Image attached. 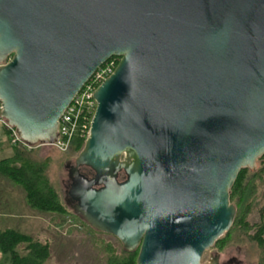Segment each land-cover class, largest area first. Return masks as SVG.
Returning <instances> with one entry per match:
<instances>
[{"label": "water", "instance_id": "95a60500", "mask_svg": "<svg viewBox=\"0 0 264 264\" xmlns=\"http://www.w3.org/2000/svg\"><path fill=\"white\" fill-rule=\"evenodd\" d=\"M114 55L67 165L72 211L136 264H218L202 255L234 220L229 189L264 153V0H0L2 115L52 142Z\"/></svg>", "mask_w": 264, "mask_h": 264}, {"label": "rangeland", "instance_id": "374dc122", "mask_svg": "<svg viewBox=\"0 0 264 264\" xmlns=\"http://www.w3.org/2000/svg\"><path fill=\"white\" fill-rule=\"evenodd\" d=\"M4 137L3 134H0ZM0 146V158L9 154L6 142ZM10 142V141H9ZM37 154L50 157L47 174L58 189L63 203L72 211L65 199L67 183V162L74 160L76 152L60 150L52 145L36 146ZM8 152V153H7ZM256 159L253 167H258ZM255 192L251 211L247 219L256 222L264 216V174L255 180ZM23 192L0 176V227L14 226L31 234L41 241H48L50 255L43 264H105L106 252L103 243L111 242L117 250L122 247L121 241L112 233L91 230L77 214L60 215L52 212L33 210L24 202ZM6 212V216L3 213ZM229 240L218 247L213 244L202 255V261H209L213 252H219L221 259L235 256L240 264H257L259 249L247 235L239 230L230 232Z\"/></svg>", "mask_w": 264, "mask_h": 264}, {"label": "trees", "instance_id": "16d2710c", "mask_svg": "<svg viewBox=\"0 0 264 264\" xmlns=\"http://www.w3.org/2000/svg\"><path fill=\"white\" fill-rule=\"evenodd\" d=\"M5 133L9 142L6 129ZM83 143L82 138L75 136L68 150L79 151ZM10 145V153L0 158V176L20 188L27 206L40 212L74 214L63 203L58 189L48 177L47 169L51 158L39 156L38 147L28 148L21 143ZM257 159L259 165L256 169L241 167L238 171L229 189V200L236 207L235 217L230 228L214 244L223 246L229 240L230 232L239 230L257 245V264H264V216L253 223L247 219L253 203L255 180L264 174V153ZM89 228L97 231L91 226ZM103 247L106 252L105 264H136L138 248L126 250L121 247L117 250L109 241L103 243ZM49 255L50 246L47 240L41 241L14 226L0 227V264H43Z\"/></svg>", "mask_w": 264, "mask_h": 264}, {"label": "built area", "instance_id": "2783aa9c", "mask_svg": "<svg viewBox=\"0 0 264 264\" xmlns=\"http://www.w3.org/2000/svg\"><path fill=\"white\" fill-rule=\"evenodd\" d=\"M119 56H111L100 64L90 75L82 87L75 92L68 105L63 109L57 124V136L50 143L29 144L18 134L15 126L11 125L2 115L0 99V124L8 131L10 143H21L30 148L40 145H52L60 150H67L75 136L85 140L91 127V121L96 110L97 100L94 92L97 86L109 76L118 63Z\"/></svg>", "mask_w": 264, "mask_h": 264}, {"label": "flooded vegetation", "instance_id": "af4514ba", "mask_svg": "<svg viewBox=\"0 0 264 264\" xmlns=\"http://www.w3.org/2000/svg\"><path fill=\"white\" fill-rule=\"evenodd\" d=\"M72 162H73V160L72 161H68L66 166L68 164H71ZM80 171H81V173L86 174L88 176H91L93 174V170L88 165H81L80 166ZM67 177H68L67 178L68 180H67V183H66L65 199H66V202L69 205V207L72 209L74 206H76L77 202L79 201V197L70 194V190L72 189V187H74V185L72 186L73 180L68 175V172H67ZM77 182L75 181V184ZM80 184H82V183H80ZM99 186L100 185H96V187H99ZM210 257L216 258L218 264H240V260L237 259L235 256H230V257H228L226 259H221L219 252L211 253L210 256H209V259H210Z\"/></svg>", "mask_w": 264, "mask_h": 264}, {"label": "crops", "instance_id": "0c3cea01", "mask_svg": "<svg viewBox=\"0 0 264 264\" xmlns=\"http://www.w3.org/2000/svg\"><path fill=\"white\" fill-rule=\"evenodd\" d=\"M5 129H6V128H5L2 124H0V134H3V135H4V137H1V136H0V146L3 145V141H2V140H5V142H6L5 145H6V147H7L8 152L10 153V150H11V149H10V146H11V145H10V143L8 142V137H7V134L5 133ZM8 152H7V153H8ZM6 214H7L6 212L3 213L4 216H6Z\"/></svg>", "mask_w": 264, "mask_h": 264}]
</instances>
